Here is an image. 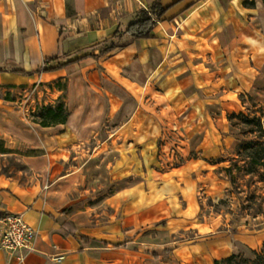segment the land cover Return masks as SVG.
I'll use <instances>...</instances> for the list:
<instances>
[{
    "label": "crops",
    "instance_id": "1",
    "mask_svg": "<svg viewBox=\"0 0 264 264\" xmlns=\"http://www.w3.org/2000/svg\"><path fill=\"white\" fill-rule=\"evenodd\" d=\"M156 2L151 37L133 39L129 25ZM60 80L70 116L42 127L30 94ZM245 98L264 106V0H0V141L34 152L26 180L0 172V220L21 214L39 234L23 257L0 248V264H172L150 255L149 228L190 227L200 183L214 185L241 141L229 118ZM80 105L103 125L77 119L95 115ZM173 130L198 156L150 169ZM231 255L180 253L185 264Z\"/></svg>",
    "mask_w": 264,
    "mask_h": 264
},
{
    "label": "rangeland",
    "instance_id": "2",
    "mask_svg": "<svg viewBox=\"0 0 264 264\" xmlns=\"http://www.w3.org/2000/svg\"><path fill=\"white\" fill-rule=\"evenodd\" d=\"M150 13L155 15L152 10ZM76 77H79V74H76ZM90 82L98 84V76L95 75ZM67 90V81L61 80L54 84L42 85L38 90L32 89L30 97L37 105L35 113L42 106L56 105L58 98L67 96ZM75 91L79 92L78 89ZM244 102L245 105L241 111L245 115H250V118L256 116L259 122L256 121L254 125L249 126L241 120H234L233 122L238 125L235 126L238 129L235 130L236 135H240V140H253L264 145V106L258 107L247 98ZM85 107H82L83 111L86 110L95 115H81L77 119L85 124L92 122L89 128L102 126V116L98 117L97 114L98 108L96 109L93 105H89L88 109ZM114 111L115 108H113ZM34 114L30 115L32 121ZM104 125H107V122H104ZM251 129H255V132L249 133ZM185 139L176 130L165 132L155 148L150 150V169L165 172L182 166L187 160L196 159L198 152L194 147L184 143ZM91 146L92 144H88L86 148ZM33 153L24 147L6 148L4 142L0 141V172L26 180L32 171L28 168L23 156ZM243 153L242 151L238 154L236 149H232L219 160L223 161L222 164H215L216 168L212 173L214 185L210 188L200 183L197 190L198 210L189 228L177 227L176 231L168 232L162 228L165 222L149 228V237L159 239L158 242L153 243L149 238L150 255L152 254L154 258L162 255L166 262L171 259L172 264H185L180 253L188 250L211 253L212 257L219 258L233 253H243L246 258H252L251 252L262 248L264 244V177L261 174L264 168L256 167L255 172L249 173L252 169L250 160ZM229 168L230 170L227 171ZM104 188L112 189L108 185ZM158 232L163 233L158 235Z\"/></svg>",
    "mask_w": 264,
    "mask_h": 264
},
{
    "label": "trees",
    "instance_id": "3",
    "mask_svg": "<svg viewBox=\"0 0 264 264\" xmlns=\"http://www.w3.org/2000/svg\"><path fill=\"white\" fill-rule=\"evenodd\" d=\"M154 11L153 16L150 12ZM165 13V9L156 2L149 10H141L138 13V18L136 21L131 23L126 31L133 39H148L151 37L152 30L156 26L157 22L162 18ZM126 44H119L110 46V50L115 48L125 47ZM64 66L59 65L57 68L62 69ZM70 116V113L63 101V98H58L56 105L54 106H42L38 108L37 113L33 116V121L42 127H51L59 124H65ZM245 115L240 113L238 115H233L229 118L233 126H238L234 123V120H241L249 126L254 125V122L258 121L256 116ZM260 127L261 124L259 123ZM249 133L255 132V129L248 131ZM244 152L245 157L250 160L249 164L252 167L249 173H253L254 168H264V145L253 140H241L236 148V152L240 154ZM227 169V171H229ZM264 177V172L261 174ZM263 181V180H262ZM252 258H246L243 253H234L231 256L216 260L214 264H264V244L260 250H253L251 252Z\"/></svg>",
    "mask_w": 264,
    "mask_h": 264
},
{
    "label": "built area",
    "instance_id": "4",
    "mask_svg": "<svg viewBox=\"0 0 264 264\" xmlns=\"http://www.w3.org/2000/svg\"><path fill=\"white\" fill-rule=\"evenodd\" d=\"M38 235L21 214L9 213L0 220V248L3 250L20 253L23 257L34 251Z\"/></svg>",
    "mask_w": 264,
    "mask_h": 264
}]
</instances>
